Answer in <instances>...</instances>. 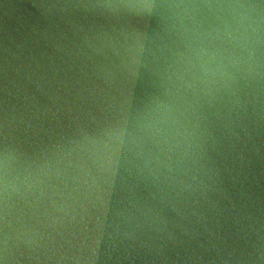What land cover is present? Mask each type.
<instances>
[{
    "label": "clouds",
    "instance_id": "clouds-1",
    "mask_svg": "<svg viewBox=\"0 0 264 264\" xmlns=\"http://www.w3.org/2000/svg\"><path fill=\"white\" fill-rule=\"evenodd\" d=\"M34 7L68 30L0 57V264H264V0Z\"/></svg>",
    "mask_w": 264,
    "mask_h": 264
},
{
    "label": "water",
    "instance_id": "water-1",
    "mask_svg": "<svg viewBox=\"0 0 264 264\" xmlns=\"http://www.w3.org/2000/svg\"><path fill=\"white\" fill-rule=\"evenodd\" d=\"M40 0H0V57L3 55L5 43L22 45L27 54L38 58L41 54H56L54 34L60 30L67 31L68 26L59 22V27L50 24L40 17L34 7ZM42 103L47 97L37 94ZM41 135L49 125L41 122Z\"/></svg>",
    "mask_w": 264,
    "mask_h": 264
}]
</instances>
